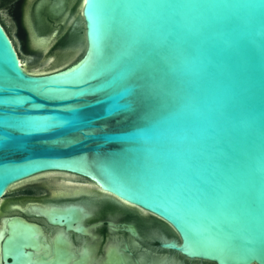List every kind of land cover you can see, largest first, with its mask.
<instances>
[{
  "label": "water",
  "instance_id": "95a60500",
  "mask_svg": "<svg viewBox=\"0 0 264 264\" xmlns=\"http://www.w3.org/2000/svg\"><path fill=\"white\" fill-rule=\"evenodd\" d=\"M78 14L65 48L79 56L35 72L0 17V199L68 171L167 222L171 249L264 264V0H81ZM9 225L3 264H28L36 227Z\"/></svg>",
  "mask_w": 264,
  "mask_h": 264
},
{
  "label": "flooded vegetation",
  "instance_id": "af4514ba",
  "mask_svg": "<svg viewBox=\"0 0 264 264\" xmlns=\"http://www.w3.org/2000/svg\"><path fill=\"white\" fill-rule=\"evenodd\" d=\"M60 1L61 9L70 2ZM61 209L70 210L67 218L53 215ZM15 219L36 227L23 237L28 264H216L167 247L177 237L167 222L68 171L22 180L0 199V264L1 243Z\"/></svg>",
  "mask_w": 264,
  "mask_h": 264
},
{
  "label": "rangeland",
  "instance_id": "374dc122",
  "mask_svg": "<svg viewBox=\"0 0 264 264\" xmlns=\"http://www.w3.org/2000/svg\"><path fill=\"white\" fill-rule=\"evenodd\" d=\"M36 1L37 0H0V17L4 21L6 32L10 38L15 41V45L18 49V57L27 63L29 70L35 72L57 69L59 66L67 64L71 60H75L81 51V48L78 51H73L70 48L67 50L65 48L69 41L75 43L79 39L77 35L74 33L67 35V33L64 34L60 32L68 28L72 20L78 19L81 0H70L66 8H63L61 11L64 17L60 18L57 16L58 18H53L43 9L40 12L41 19L34 16L33 21L31 18L32 7ZM58 2L61 1L58 0L57 3ZM57 3L54 0H44L41 4H47L46 6L49 4L51 9L52 7L55 8L56 6L54 5H57ZM27 15L31 17L27 18ZM65 18H69L68 21L66 20V25L58 30L56 36L51 35L50 37H45L47 40L45 45L39 47L33 43L31 34L33 33V27L31 26L32 21L45 25L46 28L44 32L48 33L52 29L56 30L57 26L59 27L58 19L64 22ZM59 36L61 39L58 38ZM10 194H12V191L9 195Z\"/></svg>",
  "mask_w": 264,
  "mask_h": 264
},
{
  "label": "bare ground",
  "instance_id": "6f19581e",
  "mask_svg": "<svg viewBox=\"0 0 264 264\" xmlns=\"http://www.w3.org/2000/svg\"><path fill=\"white\" fill-rule=\"evenodd\" d=\"M44 1V0H43ZM43 1H41L40 2V4H38L37 5V7H36V11H35V15H38V17L41 15L40 14V12H41V10H43V8H44V6H46L45 4H41ZM47 1H49V0H47ZM54 1H56V3H57V1L58 0H54ZM53 2V1H52ZM54 4H55V2H54ZM58 4V3H57ZM49 5V4H48ZM62 5V4H61ZM54 6H56V5H54ZM58 7V6H57ZM57 8L55 7H52L51 8V10H53V11H55ZM29 16L27 15V18H28ZM31 17V16H30ZM29 17V18H30ZM41 17V16H40ZM41 19V18H40ZM31 24V23H30ZM28 25V24H27ZM33 25H34V22L32 21V27H33ZM34 28V27H33ZM30 30V29H29ZM32 34V38H33V43L35 44V45H38L39 47L41 46H43V45H45L46 44V42H47V40H46V38L45 37H43V36H40V37H38L37 36V33H35L34 32V30H33V33H31ZM53 41V40H52ZM19 62H21V64L26 68V69H28V65H27V63L26 62H24V61H22V59H20L19 58Z\"/></svg>",
  "mask_w": 264,
  "mask_h": 264
},
{
  "label": "trees",
  "instance_id": "16d2710c",
  "mask_svg": "<svg viewBox=\"0 0 264 264\" xmlns=\"http://www.w3.org/2000/svg\"><path fill=\"white\" fill-rule=\"evenodd\" d=\"M62 36H63V35H62ZM58 38L61 39L60 36H59Z\"/></svg>",
  "mask_w": 264,
  "mask_h": 264
}]
</instances>
